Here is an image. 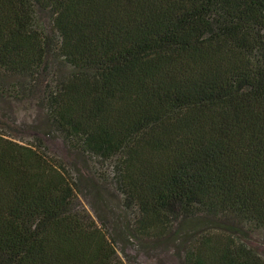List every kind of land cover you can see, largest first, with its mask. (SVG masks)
<instances>
[{
  "label": "trees",
  "instance_id": "trees-1",
  "mask_svg": "<svg viewBox=\"0 0 264 264\" xmlns=\"http://www.w3.org/2000/svg\"><path fill=\"white\" fill-rule=\"evenodd\" d=\"M41 10L73 68L53 119L115 166L131 235L264 264V0H0V72L45 65ZM73 180L0 134V264H129Z\"/></svg>",
  "mask_w": 264,
  "mask_h": 264
},
{
  "label": "rangeland",
  "instance_id": "rangeland-1",
  "mask_svg": "<svg viewBox=\"0 0 264 264\" xmlns=\"http://www.w3.org/2000/svg\"><path fill=\"white\" fill-rule=\"evenodd\" d=\"M37 17L36 23L48 32L53 49L45 65L33 71L0 72V134L38 147L65 166L77 185L76 209L85 208L95 218L129 264H184L182 245L139 240L131 235L138 210L126 206L115 166L84 151L53 119L52 93H60L62 80L73 68L57 55L59 40L55 38L51 12L41 10ZM263 240L253 235V242L261 244L259 248Z\"/></svg>",
  "mask_w": 264,
  "mask_h": 264
}]
</instances>
